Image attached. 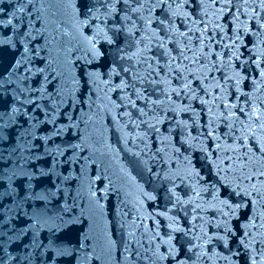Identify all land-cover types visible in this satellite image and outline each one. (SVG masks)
<instances>
[{
    "label": "water",
    "instance_id": "obj_1",
    "mask_svg": "<svg viewBox=\"0 0 264 264\" xmlns=\"http://www.w3.org/2000/svg\"><path fill=\"white\" fill-rule=\"evenodd\" d=\"M0 264H264V0H0Z\"/></svg>",
    "mask_w": 264,
    "mask_h": 264
}]
</instances>
